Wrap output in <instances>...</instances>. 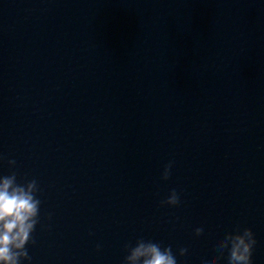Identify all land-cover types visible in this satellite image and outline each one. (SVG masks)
Here are the masks:
<instances>
[{
	"label": "water",
	"instance_id": "obj_1",
	"mask_svg": "<svg viewBox=\"0 0 264 264\" xmlns=\"http://www.w3.org/2000/svg\"><path fill=\"white\" fill-rule=\"evenodd\" d=\"M0 155L41 189L30 264H124L138 238L204 264L244 227L264 264V0H51Z\"/></svg>",
	"mask_w": 264,
	"mask_h": 264
},
{
	"label": "clouds",
	"instance_id": "obj_2",
	"mask_svg": "<svg viewBox=\"0 0 264 264\" xmlns=\"http://www.w3.org/2000/svg\"><path fill=\"white\" fill-rule=\"evenodd\" d=\"M0 160H3L2 155ZM7 164L9 173L0 174V264H30L31 256L26 245L35 243L32 234L40 222L41 200L37 193L41 189L35 178L18 181L15 159L9 158ZM171 168L172 161H169L163 167L161 179L169 178ZM179 202V194L173 188L160 204L175 206ZM194 231L200 235L204 225L201 224ZM255 244L256 237L250 227L227 232L217 242L218 254L206 256L204 264H218V257L225 250L228 253V264H252ZM124 248L127 252L124 264H178L177 255L183 257L187 252L186 247H179L174 254L170 245L161 246L159 242L143 238H138L134 245L125 243Z\"/></svg>",
	"mask_w": 264,
	"mask_h": 264
}]
</instances>
